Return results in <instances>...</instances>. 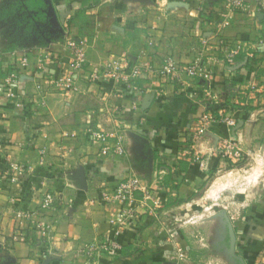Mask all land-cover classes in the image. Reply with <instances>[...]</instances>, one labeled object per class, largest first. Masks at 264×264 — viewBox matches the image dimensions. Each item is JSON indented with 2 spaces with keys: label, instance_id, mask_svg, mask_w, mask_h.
Masks as SVG:
<instances>
[{
  "label": "crops",
  "instance_id": "obj_1",
  "mask_svg": "<svg viewBox=\"0 0 264 264\" xmlns=\"http://www.w3.org/2000/svg\"><path fill=\"white\" fill-rule=\"evenodd\" d=\"M45 3L47 15L25 0H0V47L6 46L0 83L16 57L30 60L18 86L23 106L0 95V264H264V174L232 197V188L220 186L213 196L207 190L258 157L264 172V0L235 12L225 0ZM225 17L229 24L221 27ZM70 34L89 39L91 68L124 58L161 65L170 55L185 65L203 56L208 82L236 125H212L193 142L205 79L180 88L140 81L131 92L113 79L91 82L85 74L81 92L70 98L47 85L38 90V55L51 53V71L59 72L67 64ZM234 48L238 54L228 69L226 56ZM115 106L119 116L111 111ZM89 129L123 134L125 155H102ZM232 137L242 160L225 146ZM194 152L201 158L195 160ZM13 162L42 165L44 173L12 182L6 172ZM131 175L162 198L161 218L139 203L118 238L119 255H80L86 244L113 234L111 219L126 216L123 204L104 202L102 195ZM47 192L56 197L46 214L53 224L48 243H35L36 232L32 239L15 237V211L38 207ZM179 246L188 251L182 263Z\"/></svg>",
  "mask_w": 264,
  "mask_h": 264
},
{
  "label": "built area",
  "instance_id": "obj_2",
  "mask_svg": "<svg viewBox=\"0 0 264 264\" xmlns=\"http://www.w3.org/2000/svg\"><path fill=\"white\" fill-rule=\"evenodd\" d=\"M254 0H225L226 6L230 12H235L250 7ZM221 27L229 24V19L224 18ZM89 39L75 35H68L64 41L67 51L68 60L65 67L59 72L51 71L54 57L51 53H41L38 55L35 68L42 75L43 82L36 85L38 90H42L47 85L53 92H56L62 98H70L81 92L80 83L87 74V78L91 82H101L102 80L113 79V81L122 88L129 91H136L139 88L140 81L145 82V86L159 84L163 88L167 83L173 84L177 88L188 86L189 83L206 81L204 93L200 97V102L204 106V112L199 118V127L193 136V142L200 136L207 133L210 126L225 123L228 126H235V119L230 115L232 112L227 107L222 106L221 98L212 90L211 84L206 77L209 74V68L203 60V56H197L193 62L189 64H180L172 55L164 58L161 65H155L151 62L134 61L133 59L124 58L122 60H114L102 63L101 65L91 68L88 58ZM223 40H220V44ZM5 47H0V53L5 52ZM238 48L230 51L226 56V65L228 69H232L235 64V57L238 54ZM12 54H16L14 50ZM11 73L7 75L5 80L0 83V95L10 99L15 106H23L24 101L19 93L18 86L22 80L21 75L30 68V60L27 55L16 57L13 60ZM42 81V80H41ZM160 92L162 89L159 90ZM158 91H156L157 93ZM117 116L122 112L117 106L112 107ZM88 136L93 142L101 144V154H116L124 156L126 153L125 140L123 134L112 131L108 132L103 129H89ZM232 143L228 142L225 146L231 149L233 156L237 160H242L244 154L241 150L240 142L231 138ZM221 145H218L220 148ZM223 148V146H222ZM191 149H193L191 147ZM193 158L198 160L200 154L194 152ZM32 164H22L13 162L7 170L8 177L12 182L21 180L22 177H37L42 175L44 171ZM39 168V169H38ZM162 171L159 179H163ZM3 176V175H2ZM102 199L104 202H120L124 205L126 212L125 217L111 219L113 226V234L98 242L86 244L80 251V255H86L92 258L96 255L107 254L109 256H117L122 250V244L118 240L120 233L129 220L135 215V211L139 203L146 205L152 215L156 219H160L162 214L160 210L164 204L158 193H154L148 189L146 185L136 175H131L121 180L111 191L103 192ZM56 197L53 193L47 192L41 204L36 208L25 207L18 208L15 211L14 236L24 239L31 238L32 232H36L35 243H48L53 224L46 218L48 211L55 208ZM189 221L195 222L193 218ZM172 233H174L172 231ZM178 262L188 258V251L184 246L176 248Z\"/></svg>",
  "mask_w": 264,
  "mask_h": 264
},
{
  "label": "rangeland",
  "instance_id": "obj_3",
  "mask_svg": "<svg viewBox=\"0 0 264 264\" xmlns=\"http://www.w3.org/2000/svg\"><path fill=\"white\" fill-rule=\"evenodd\" d=\"M261 170H263L262 161L260 160V157H258V159L252 160L251 164L242 170H232L230 172H225L224 176L219 179L213 180V183L211 184V186H208L207 190L210 192V196L216 195V189L220 186L227 189L232 188L231 197L232 194L243 193V190H245L244 192H246L247 189L256 184L259 177L264 174V172H261ZM218 203L227 204V201L220 198L218 200Z\"/></svg>",
  "mask_w": 264,
  "mask_h": 264
},
{
  "label": "trees",
  "instance_id": "obj_4",
  "mask_svg": "<svg viewBox=\"0 0 264 264\" xmlns=\"http://www.w3.org/2000/svg\"><path fill=\"white\" fill-rule=\"evenodd\" d=\"M25 4L29 9H33L36 11H41L39 13H43L44 15H47V5L44 0H25ZM43 8L45 10L43 11Z\"/></svg>",
  "mask_w": 264,
  "mask_h": 264
},
{
  "label": "water",
  "instance_id": "obj_5",
  "mask_svg": "<svg viewBox=\"0 0 264 264\" xmlns=\"http://www.w3.org/2000/svg\"><path fill=\"white\" fill-rule=\"evenodd\" d=\"M45 2H48L49 0H44ZM49 14L50 15H54V12H53V9H52V7L50 6L49 7Z\"/></svg>",
  "mask_w": 264,
  "mask_h": 264
}]
</instances>
